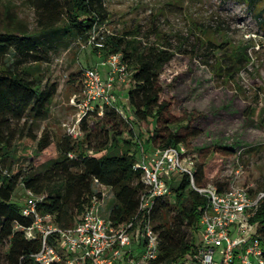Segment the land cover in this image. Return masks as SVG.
Masks as SVG:
<instances>
[{
  "label": "trees",
  "instance_id": "trees-1",
  "mask_svg": "<svg viewBox=\"0 0 264 264\" xmlns=\"http://www.w3.org/2000/svg\"><path fill=\"white\" fill-rule=\"evenodd\" d=\"M236 1L250 7L264 5V0ZM31 2L36 15L34 28L11 18L0 30V264H38L31 254L38 250L39 240L26 238L16 228L28 226L32 221L31 216L21 213V206L14 199L18 188L43 195L36 210L48 214L49 220L61 228L81 218L92 195L101 198V186L109 187L114 198L109 220L113 224L130 220L145 188L140 169L133 167L137 160L131 149L135 144L134 132L124 124L118 110L104 106L101 115L93 111L83 116L79 123L82 134L78 138L62 134L53 141L47 129L37 133L58 88V82L48 75L43 64L49 61L51 53L67 48L72 41H86L106 22L105 0ZM138 33L139 28L134 27L120 35L97 34L96 39L102 37L103 45L95 48L103 57L120 53L121 61L130 69L126 102L136 122L152 121L151 132L144 139L146 143L159 148L187 145L200 130L171 117L160 84L173 50L165 43L141 45L136 38ZM207 41L213 49L222 48L223 57L216 59L215 67L224 71L226 77H232L241 62L247 61L244 45L223 47L227 41L215 42L210 38ZM260 113L264 125V108ZM90 114L99 116L97 131L88 125ZM123 134L129 135L121 138ZM135 136L141 138L140 131ZM140 143L143 147V142ZM231 150L221 146L212 152L220 156ZM209 169V161L196 162L195 184L208 182ZM213 181L221 190L229 185V180ZM259 188L264 189V183ZM205 204L206 198L190 188L186 176L172 186L168 196L156 200L149 218L158 236V253L151 264H183L196 251V238L187 229L198 232L199 214ZM249 221L255 225L264 248V202Z\"/></svg>",
  "mask_w": 264,
  "mask_h": 264
},
{
  "label": "rangeland",
  "instance_id": "rangeland-1",
  "mask_svg": "<svg viewBox=\"0 0 264 264\" xmlns=\"http://www.w3.org/2000/svg\"><path fill=\"white\" fill-rule=\"evenodd\" d=\"M105 6L108 18L95 30V37L103 32L120 35L138 27L136 38L141 45L165 43L173 50L160 78L163 96L173 119L200 130L184 146L197 162L209 161L208 182H214V178L230 181L234 171L240 169L238 182L251 183L254 189H260L264 183V125L260 113L264 108V11L261 9L264 5L250 7L236 0H105ZM35 16L31 0H0V30L11 18L32 29ZM208 38L227 41L223 47L245 46L247 61L241 62L232 77H226L224 71L215 67L216 59L223 57L222 48L213 49ZM104 58L93 42L87 40L72 41L67 48L51 53L43 66L58 82V88L47 118L39 122L38 134L45 128L55 141L67 134V128L76 130L78 108L72 98L78 100L82 95V72L85 67L104 66L100 65ZM118 86L115 105L124 124L134 132V145L143 142L148 155L147 148L151 151L154 147L144 139L151 132L152 121L144 124L135 121L126 99L122 98L129 82ZM98 118L96 114L87 117L93 131L100 128ZM139 131L141 138L135 136ZM134 145L131 149L139 160L141 153L138 147L133 149ZM221 146L232 150L221 157L212 152ZM176 182L178 179H171L172 186ZM103 192L100 214L108 217L114 198L108 187ZM24 197V191L18 188L14 199L19 207ZM187 231L189 235L193 232L199 244V232Z\"/></svg>",
  "mask_w": 264,
  "mask_h": 264
},
{
  "label": "built area",
  "instance_id": "built-area-1",
  "mask_svg": "<svg viewBox=\"0 0 264 264\" xmlns=\"http://www.w3.org/2000/svg\"><path fill=\"white\" fill-rule=\"evenodd\" d=\"M93 31L87 41L102 47V37ZM107 65L105 78L98 67H86L82 72V95L72 103L78 108L77 128H67L74 138L81 136L80 120L89 112L102 114L104 106L118 110L115 86L130 81V72L121 61L120 53H111L100 61ZM126 99V95H125ZM119 111V110H118ZM141 158L133 167L140 169L145 188L139 194L138 209L130 220L113 224L100 214L101 198L92 195L81 218L68 227H58L48 214H40L36 203L43 195L24 189L21 213L31 216L28 226L16 225L26 238L38 239L39 248L31 254L38 264H116L132 244L141 248L139 257L129 258L127 264H151L158 253V236L152 229L150 213L159 197L172 192L171 179L186 176L191 189L206 198L198 219L199 244L183 264H264V248L256 227L249 221L261 202L264 189H254L251 183H239L241 170L234 171L227 188L219 189L213 182L197 185L194 182L196 158L182 143L169 147H154L148 155L142 144ZM70 157L72 154H68ZM252 189V192L250 191Z\"/></svg>",
  "mask_w": 264,
  "mask_h": 264
},
{
  "label": "crops",
  "instance_id": "crops-1",
  "mask_svg": "<svg viewBox=\"0 0 264 264\" xmlns=\"http://www.w3.org/2000/svg\"><path fill=\"white\" fill-rule=\"evenodd\" d=\"M98 69L100 71L101 76L103 78H105L106 75H107L108 66L107 65H104V66H102L100 68L98 67ZM118 89H119V86H115L114 91L115 92H118ZM122 98H125V96H123ZM147 151L150 152V149L147 148ZM103 188H105V186H101L100 187L101 190H103ZM111 194H112V192H111ZM102 201H103V199H102ZM140 251H141V248L138 245H136L135 243L132 244L131 247H130V249L129 250H126V252L123 253L122 258L116 264H127V261H128L129 258L139 257Z\"/></svg>",
  "mask_w": 264,
  "mask_h": 264
}]
</instances>
